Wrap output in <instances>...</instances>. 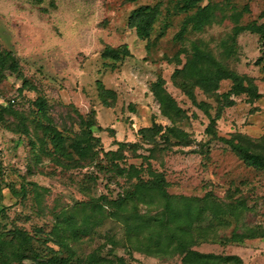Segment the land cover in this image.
Returning <instances> with one entry per match:
<instances>
[{"label": "rangeland", "instance_id": "1", "mask_svg": "<svg viewBox=\"0 0 264 264\" xmlns=\"http://www.w3.org/2000/svg\"><path fill=\"white\" fill-rule=\"evenodd\" d=\"M181 2L0 0V52L12 54L18 65L15 72L0 71V250L22 253L16 239L20 231L31 237L35 249L24 258L10 256L9 264H43L56 254L63 256L61 246L52 241L61 233L57 217L63 211L133 190L137 179L115 173L108 179L101 173L97 179L88 175L101 159L111 166L105 152L117 151L118 143L127 145L121 167L142 169L144 181L151 179L149 170L162 174L170 194L203 200L208 211L193 227L192 250L264 264V168L248 167L225 141L246 142L253 152L264 153V33L238 31L251 24L264 26V0L204 1L202 6L212 3L215 9L213 23L203 32L190 25L185 29L194 11L181 10ZM142 7L156 9L148 38H141L131 23L133 12ZM194 44L245 77V84L256 86L262 96L229 94L230 80L222 81L212 94L195 88L197 101L209 104L212 116L221 110L211 125L172 78L187 64ZM124 45L131 55L122 61L104 57L108 48ZM159 79L182 110L174 121L161 114L153 97L152 87ZM108 91L115 98L103 99ZM39 98L45 100L52 122L35 105ZM94 111V136L100 138L95 163L66 166L54 154L42 125L52 123L72 137L79 131L80 117L94 122ZM155 124L179 130L184 137L178 141L166 130L164 137L172 146L161 144L159 138L149 144L142 131ZM239 204L245 225L257 235L241 243L220 242L232 237V207ZM138 210L158 212L144 205ZM108 236L118 241L124 237L121 224L109 218L92 238L65 242L82 264L93 254L105 264H118L119 258L125 264H184V254L128 251L109 244Z\"/></svg>", "mask_w": 264, "mask_h": 264}, {"label": "trees", "instance_id": "2", "mask_svg": "<svg viewBox=\"0 0 264 264\" xmlns=\"http://www.w3.org/2000/svg\"><path fill=\"white\" fill-rule=\"evenodd\" d=\"M204 1L209 0H182L180 7L183 11H194L191 17L185 22L184 27L189 25L194 31L203 32L205 26L212 22L214 18L215 6L208 3L202 6ZM156 9L152 7H142L135 10L131 16L132 27H135L141 38H148L150 30L154 25ZM210 23V24H211ZM183 29V32L184 30ZM241 31H252L257 34L264 33V26H256L251 24L247 27H239ZM130 50L127 45L123 48L113 49L108 48L104 52V57L113 62H119L130 56ZM17 61L10 53L2 54L0 52V71H17ZM174 83L188 96V98L198 106L210 118L211 125H214L220 118L221 110H217L215 116L210 113L211 106L206 102H198L194 93L195 88L200 87L207 94L216 92L222 81L230 80L233 85L229 94L242 95L248 94L254 99L260 98L256 86L245 84V77L238 75L234 70H231L226 64L217 59L210 51L204 49L199 44H194L192 48V56L182 70H176L173 74ZM102 90V89H101ZM153 97L159 104L161 114L174 121L176 116L181 113L175 99L168 93L164 87V82L158 80L152 87ZM103 99L115 98L112 91L107 94L102 93ZM217 96V95H215ZM226 97L227 95L224 94ZM217 100L219 96L216 97ZM35 105L39 108L42 117L52 122L47 116L46 104L43 98H39ZM6 109L4 108V111ZM94 122L85 120L80 117L78 123L79 131L71 134V136L64 135L63 131L52 123L42 125L44 136L53 148L54 154L58 155L61 160L66 161L70 166L72 163L81 164L86 161H92L89 164L95 163L98 151L95 150L100 142V138L94 136V127L96 125L97 114L92 112ZM171 132L176 140L184 137V134L172 127L163 128L160 125H153L151 128L143 129L142 134L145 141L149 144L160 139V143L165 146H172L168 138L165 139V131ZM149 133V134H148ZM148 134V135H147ZM226 143L238 153L245 164L253 169L264 168V153L253 152L246 142H235V140H225ZM66 143L68 145H66ZM119 149L117 151L105 152L110 167H107L104 160L93 164L96 171L88 174L91 178L97 179L101 173L107 175L115 173L119 177H127L130 179H137L132 191L126 193L124 196L118 198H110L108 196H101L95 202H81L71 211H63L59 217L58 230L59 238L52 240L55 244L61 246V254L67 256H60L45 261L43 264H82V260L76 258L75 250L65 242V240L75 238L81 240L84 236L98 234V229L106 224L107 218L113 220L122 226L123 239L118 241L108 236L107 241L114 246H122L128 251L136 250L147 254L165 253L184 254V264H243V261L238 256L214 255L204 254L192 250L195 239L192 232L193 227L201 222V219L206 218L208 211L203 200L200 198H190L179 195L170 194L167 189V182L162 174L149 170L151 176L150 180L144 181L141 179L142 169L135 166L130 168H123L119 164L122 159L121 152L127 145L118 143ZM130 147H133L130 145ZM166 148V147H165ZM102 150V149H101ZM210 197V196H208ZM139 205L146 207H153L158 210L155 214L139 212ZM241 204L232 207V216L235 219L236 225L233 230L232 237L221 239L220 242H244L246 239L255 238L257 232L250 230L245 225ZM81 217L78 219V217ZM68 235V236H65ZM19 249L22 253H7L4 249L0 251V264H9L10 256L17 258L27 257L26 253L35 251L31 237L19 232L16 235ZM35 253V252H34ZM37 259L40 258L36 254ZM88 264H105L106 260L100 258L96 254L88 257ZM118 264H125L122 258L117 259Z\"/></svg>", "mask_w": 264, "mask_h": 264}]
</instances>
